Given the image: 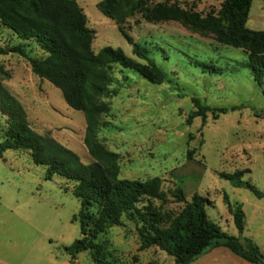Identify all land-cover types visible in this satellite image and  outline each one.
I'll list each match as a JSON object with an SVG mask.
<instances>
[{
	"label": "rangeland",
	"instance_id": "1",
	"mask_svg": "<svg viewBox=\"0 0 264 264\" xmlns=\"http://www.w3.org/2000/svg\"><path fill=\"white\" fill-rule=\"evenodd\" d=\"M75 1L93 32L95 54L111 47L144 63L133 56L115 21L97 9L102 0ZM146 1L151 8L159 4L174 7L173 17L147 22L136 14L123 26L163 69L165 82L152 85L131 70L111 65L109 90L114 94L103 99L109 112L102 116L105 125L98 131V141L118 155L119 179H160L166 202L151 201L157 210L180 212L184 203L176 202L171 194L177 188L187 202L197 193L208 203V218L223 232L244 241L243 237L249 238L248 230L240 236L224 196L232 206H240L248 219L255 208L264 211V79L261 85L254 81L242 50L219 44L211 33L200 32L189 23L190 15L203 18L216 13L222 0ZM259 4L256 1L251 11L255 25L249 24L250 30L264 31ZM19 44L30 58L46 56L34 41L17 39L0 23V46ZM0 84L23 106L34 132L49 133L83 164L92 162L83 144V114L67 106L60 90L34 75L25 58L0 56ZM193 99L211 110L204 125L200 117L186 123L196 110ZM221 109L226 112L219 113ZM6 130L7 118L0 113V143ZM242 170H248L242 181L261 197L246 187H234L223 177ZM44 176L45 167L34 165L27 151L7 150L0 156V264H96L90 251L77 254L74 261L66 251L81 236L74 183L58 176L45 180ZM141 227L138 220L124 215L121 226L100 235L97 241L104 246L103 263L175 264L157 247L138 250Z\"/></svg>",
	"mask_w": 264,
	"mask_h": 264
},
{
	"label": "trees",
	"instance_id": "2",
	"mask_svg": "<svg viewBox=\"0 0 264 264\" xmlns=\"http://www.w3.org/2000/svg\"><path fill=\"white\" fill-rule=\"evenodd\" d=\"M253 0H222L219 10L205 17L190 15L188 20L200 32L211 33L216 42L247 55V65L254 81L261 85L264 79V31L246 27ZM97 9L115 21L119 32L131 46L133 56L144 63L127 57L122 50L102 48L92 50L93 32L87 27V17L75 0H0V23L11 30L17 39L34 41L46 54L42 59L27 56L22 44L4 48L0 56L16 54L25 58L34 75L48 81L60 90L67 106L83 114L85 131L83 144L92 159L83 164L76 153L58 143L49 133L34 132L20 102L0 84V113L7 118L5 140L0 143V156L7 150L29 152L36 166L45 167V180L54 176L74 183L73 194L80 201L77 219L80 238L66 247L74 261L77 254L90 251L96 264L104 262V246L98 237L112 227L122 225V217L138 220L142 227L139 251L157 247L174 259L175 264H192L215 248H226L232 254L252 264H264L263 255L250 240L243 243L221 230L212 222L205 207L207 201L195 193L187 202L180 188L171 194L184 207L176 214L162 213L151 201L166 202L159 178L146 181L119 179L118 155L105 149L97 138L105 125L102 116L109 112L104 98L114 94L111 65L131 70L152 85L165 82L166 74L148 56L146 47L135 42L125 31L128 18L141 14L147 22L166 21L173 17L174 7L159 4L148 7L146 0H102ZM204 67V65H201ZM206 68V67H205ZM213 72L216 68L212 67ZM195 111L188 115L187 124L200 117L206 123L211 111L193 99ZM225 109L219 113H225ZM217 115L213 116L216 119ZM248 170L223 175L234 187H246L258 197L261 194L242 177ZM227 210L239 234L244 230V213L240 206H232L224 196ZM143 204L138 208L137 205Z\"/></svg>",
	"mask_w": 264,
	"mask_h": 264
},
{
	"label": "crops",
	"instance_id": "3",
	"mask_svg": "<svg viewBox=\"0 0 264 264\" xmlns=\"http://www.w3.org/2000/svg\"><path fill=\"white\" fill-rule=\"evenodd\" d=\"M258 1L260 3L258 5V12L264 14V0H253L250 6L249 10V17L246 23V27L249 24L255 25V21H253L251 18V11L253 10L255 2ZM257 12V10H255ZM258 13V14H259ZM257 18V17H256ZM261 18V16H258V19ZM250 30V29H249ZM254 31V30H252ZM242 209V208H241ZM243 211V209H242ZM244 213V231L248 230V237H243V239H250L259 249L261 254L263 255L264 260V211L263 209L255 208L250 216V219H248L246 213ZM230 219L233 222L231 214ZM228 223H226V226L228 227ZM240 234V236H243L244 233ZM240 239V237H238ZM240 242L243 243V240L240 239ZM192 264H252L244 259L232 254L229 250L226 248H215L200 258H198L195 262Z\"/></svg>",
	"mask_w": 264,
	"mask_h": 264
}]
</instances>
